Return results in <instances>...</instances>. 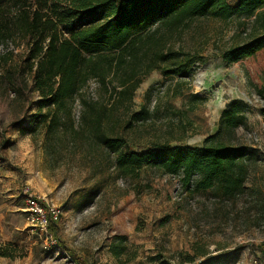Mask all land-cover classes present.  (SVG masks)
I'll list each match as a JSON object with an SVG mask.
<instances>
[{"label":"rangeland","instance_id":"374dc122","mask_svg":"<svg viewBox=\"0 0 264 264\" xmlns=\"http://www.w3.org/2000/svg\"><path fill=\"white\" fill-rule=\"evenodd\" d=\"M234 4L236 0H228ZM104 15L85 17L83 22H101ZM240 18L196 19L176 46L197 56L186 81L178 89L204 100L205 121L197 133L178 140L165 131L164 118L155 120L156 130L131 134L125 150L141 152L151 140L168 139L172 145L200 146L217 129L227 102H245V125L236 130V141L249 153L245 191L233 200L220 199L214 190L183 188L177 178L144 166L135 179L121 177L99 158L81 157L63 149L50 156L44 149V129L36 122L40 100L27 79L24 85L15 71L18 52L0 68V245L8 256L0 264H180V253L205 248L207 255L185 264H248L252 258L264 261V64L244 60L225 61L221 52L242 42ZM201 72V84L197 85ZM176 77L164 78L159 70L144 77L133 96L132 110L145 102L154 86L148 108L160 111L175 88ZM185 82V83H184ZM103 94L97 80L90 79L83 94ZM158 101L156 102V100ZM184 99L172 103L180 107ZM82 113L76 98L72 114ZM34 128V131L31 130ZM30 190L59 207L57 236L64 247L50 244L32 231L24 219L22 194ZM115 235L127 238L126 251L115 258L109 251Z\"/></svg>","mask_w":264,"mask_h":264},{"label":"trees","instance_id":"16d2710c","mask_svg":"<svg viewBox=\"0 0 264 264\" xmlns=\"http://www.w3.org/2000/svg\"><path fill=\"white\" fill-rule=\"evenodd\" d=\"M104 15L101 22H83L85 17ZM240 18L245 38L221 52L231 63L244 60L264 64V0H0V68L21 51L15 71L20 81L40 98L36 122L44 129V149L50 156L64 148L81 157L99 158L121 177L135 179L146 166L162 175L176 177L183 188L214 190L224 200L245 191L250 160L248 149L236 141V130L245 125L248 105L233 100L225 104L215 132L200 146L172 145L168 139L151 140L141 152L125 150L131 134L154 132L161 117L165 131L179 139L197 133L205 121L204 98L184 94L177 87L186 81L197 56L176 46V41L196 19ZM164 78L176 77L175 88L162 110L148 108L154 86L145 102L132 110L133 96L151 71ZM90 79L98 81L103 94H83ZM185 83V82H184ZM257 93L264 97V88ZM182 96L180 107L172 99ZM78 98L82 113L72 114ZM158 99L156 100V102ZM34 131V128L31 132ZM57 244V223L50 224ZM127 238L115 235L110 253L119 258ZM180 253V264L207 255L205 248ZM0 245V256H8Z\"/></svg>","mask_w":264,"mask_h":264},{"label":"built area","instance_id":"2783aa9c","mask_svg":"<svg viewBox=\"0 0 264 264\" xmlns=\"http://www.w3.org/2000/svg\"><path fill=\"white\" fill-rule=\"evenodd\" d=\"M22 197L24 199V219L27 225L32 231L44 236L50 244H55V240L51 238L50 224L59 222L61 217L60 208L48 203L43 196L30 190H25ZM248 264H264V261L259 257H255Z\"/></svg>","mask_w":264,"mask_h":264},{"label":"bare ground","instance_id":"6f19581e","mask_svg":"<svg viewBox=\"0 0 264 264\" xmlns=\"http://www.w3.org/2000/svg\"><path fill=\"white\" fill-rule=\"evenodd\" d=\"M201 76H202V74L199 71V73H198V79H197V85H200L201 84Z\"/></svg>","mask_w":264,"mask_h":264}]
</instances>
